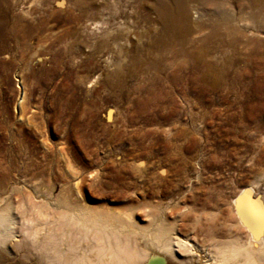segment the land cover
Wrapping results in <instances>:
<instances>
[{
  "label": "rangeland",
  "instance_id": "rangeland-1",
  "mask_svg": "<svg viewBox=\"0 0 264 264\" xmlns=\"http://www.w3.org/2000/svg\"><path fill=\"white\" fill-rule=\"evenodd\" d=\"M177 1L0 0V199L17 222L44 204L241 234L233 198L264 170V0H188L179 55L150 69ZM224 18L239 32L222 44Z\"/></svg>",
  "mask_w": 264,
  "mask_h": 264
},
{
  "label": "bare ground",
  "instance_id": "bare-ground-1",
  "mask_svg": "<svg viewBox=\"0 0 264 264\" xmlns=\"http://www.w3.org/2000/svg\"><path fill=\"white\" fill-rule=\"evenodd\" d=\"M187 1L178 0L175 10L165 6L160 9L161 32L156 46L165 50L158 56V62L149 63L150 69L159 66L168 54L173 59L178 56L179 51H174L172 44L182 42L191 33ZM242 10L244 6L239 7L238 14ZM235 21L239 19L236 17ZM97 23H91L93 29L97 28ZM219 28L224 32L220 33L222 44L227 43L225 34L239 32L227 18L211 25L210 34H217ZM126 37L124 35L123 39ZM188 58L176 65L178 72L187 70ZM170 80L174 83L179 79L174 76ZM261 143H264V137ZM258 162L263 163L262 160ZM255 183L260 186L258 193L250 185L253 196L245 188L233 198L232 211L241 234L234 233L228 225L227 231H223L220 223L203 224L195 218L186 231L182 224L177 225V221L166 223L164 216H157L155 212L148 214L146 226L135 224L129 213L122 216L96 210L75 214L61 209L50 220V215L40 207L44 204L32 205L17 222L10 205H1L3 199H0V264H264V228L257 215L258 207L264 205V190L261 192L264 170L258 174ZM176 214L179 221L184 219L181 211Z\"/></svg>",
  "mask_w": 264,
  "mask_h": 264
},
{
  "label": "snow or ice",
  "instance_id": "snow-or-ice-1",
  "mask_svg": "<svg viewBox=\"0 0 264 264\" xmlns=\"http://www.w3.org/2000/svg\"><path fill=\"white\" fill-rule=\"evenodd\" d=\"M257 215L259 217L261 227L264 228V205H260L257 209Z\"/></svg>",
  "mask_w": 264,
  "mask_h": 264
}]
</instances>
